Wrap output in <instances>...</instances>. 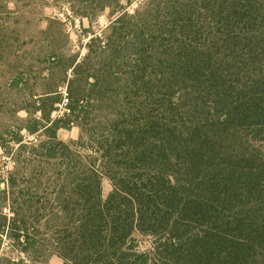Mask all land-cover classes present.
<instances>
[{
  "label": "trees",
  "instance_id": "1",
  "mask_svg": "<svg viewBox=\"0 0 264 264\" xmlns=\"http://www.w3.org/2000/svg\"><path fill=\"white\" fill-rule=\"evenodd\" d=\"M110 30L90 95L11 104L0 264H264V0H144Z\"/></svg>",
  "mask_w": 264,
  "mask_h": 264
},
{
  "label": "rangeland",
  "instance_id": "2",
  "mask_svg": "<svg viewBox=\"0 0 264 264\" xmlns=\"http://www.w3.org/2000/svg\"><path fill=\"white\" fill-rule=\"evenodd\" d=\"M143 1L115 0L92 18L91 3L80 0H0V132L28 118L24 111L14 112L13 102L29 105L28 100H41L51 91L58 92L64 104L68 98L90 95L92 76L107 77L103 62L111 52L103 45L112 39L111 24L124 13L133 15ZM64 104L57 105L52 118L66 110ZM79 136L78 127L58 133L64 142ZM12 166L0 147V174L6 176ZM111 191L104 179L103 198ZM46 261L63 264L53 253Z\"/></svg>",
  "mask_w": 264,
  "mask_h": 264
},
{
  "label": "built area",
  "instance_id": "3",
  "mask_svg": "<svg viewBox=\"0 0 264 264\" xmlns=\"http://www.w3.org/2000/svg\"><path fill=\"white\" fill-rule=\"evenodd\" d=\"M75 21H76V24H78L80 20H79V19H77V20H75Z\"/></svg>",
  "mask_w": 264,
  "mask_h": 264
}]
</instances>
